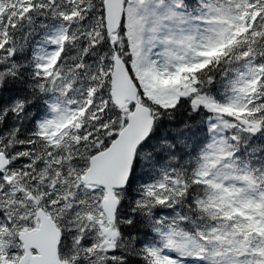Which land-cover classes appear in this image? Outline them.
<instances>
[{
	"label": "snow or ice",
	"instance_id": "6c2138e0",
	"mask_svg": "<svg viewBox=\"0 0 264 264\" xmlns=\"http://www.w3.org/2000/svg\"><path fill=\"white\" fill-rule=\"evenodd\" d=\"M0 264H264V0H0Z\"/></svg>",
	"mask_w": 264,
	"mask_h": 264
}]
</instances>
